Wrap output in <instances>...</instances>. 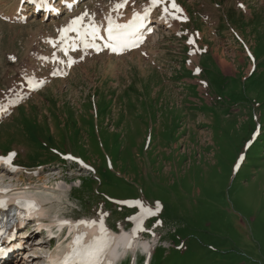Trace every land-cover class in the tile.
I'll list each match as a JSON object with an SVG mask.
<instances>
[{
  "label": "rangeland",
  "instance_id": "374dc122",
  "mask_svg": "<svg viewBox=\"0 0 264 264\" xmlns=\"http://www.w3.org/2000/svg\"><path fill=\"white\" fill-rule=\"evenodd\" d=\"M17 2L0 0V157L15 152L23 169L0 165V197L37 200L46 224L82 226L104 213L106 228L131 235L138 209L115 201L153 209L158 201L143 221L155 235L133 239L158 243L150 257L129 249L122 264H264V0H175L187 20L158 26L123 56L60 51L59 29L85 10L105 24L120 0H85L72 13L23 22L11 18ZM147 3L129 0L111 15L123 21ZM17 229L14 241L32 247L21 264L25 255L42 264L73 238L68 229L58 245L40 244L31 222Z\"/></svg>",
  "mask_w": 264,
  "mask_h": 264
},
{
  "label": "snow or ice",
  "instance_id": "6c2138e0",
  "mask_svg": "<svg viewBox=\"0 0 264 264\" xmlns=\"http://www.w3.org/2000/svg\"><path fill=\"white\" fill-rule=\"evenodd\" d=\"M75 2V0H73ZM134 2V0H133ZM129 3V0H120V2L116 3L112 9L110 10L109 15L104 17L106 21V27L103 29L101 25L95 22V13L89 14L87 10L82 12L79 16L73 18L67 27L59 29L61 34L60 45H64L60 47V51H62L66 56L71 51H77L78 48H82L83 50L93 49L97 52L102 50V48H106L107 50L113 53H120L123 50L137 47L139 44L144 41V34L140 31V29L145 27V23L154 8L160 7L161 16L160 19L167 21L170 17L171 19H181L186 21L187 17L182 16V9L176 4L175 0H148L147 6L143 8L142 12H137L133 10L132 17L127 23H117L115 19H113L111 12H118L120 9L124 8ZM71 7V5H69ZM242 7V5H241ZM87 18L88 23L85 27L84 21ZM4 19H8L5 17ZM83 29V31H81ZM105 33L106 35H102ZM146 31L151 32V28H147ZM67 33H75V36L69 38ZM97 41H102L103 43H97ZM189 44H194L195 41L189 39L187 41ZM49 43H53L49 41ZM54 47H58L53 43ZM9 59L14 60L15 57H9ZM41 61H47L49 58L41 56L39 57ZM51 59L57 63H65L64 61L57 60L56 53H52ZM80 59H83V55L80 56ZM76 61L72 58H68L66 65L71 67ZM195 71L198 73L200 71L199 68H196ZM52 75H57L58 70L53 69ZM65 74V73H60ZM27 83L32 87L36 86V81L32 77L28 78ZM39 83H43L40 81ZM203 84V81H201ZM11 91V89H9ZM11 103H15V101H10ZM16 154L12 152L9 154L6 163L11 162L12 157ZM0 159H4L0 157ZM65 159H74L71 156H66ZM78 163H82L78 161ZM85 168L90 167L88 165H84ZM9 171H14L13 168H9ZM21 206L28 208L29 210H35L37 205L32 201H17ZM118 205H124L128 207H135L138 209V212L134 216L128 217L129 220L133 221V228L131 230L132 235L131 238H127L124 243V247L131 248L133 246V239L135 238L138 232H151L150 229H145L143 227V221L147 217L155 216L160 211V204L157 201L155 203V208L145 207L143 202L139 199L136 200H124V201H115ZM6 206L5 201H0V208ZM101 219L99 221H85L80 220L78 224H86L91 225L95 223H99V235L91 238L88 241L84 240V235L80 234L74 237L72 247L70 251L63 255L62 258H59L55 264H112L110 260H107V253L112 248L113 244L116 243V237L110 236L108 234V230L104 225L103 215L101 213ZM62 223H67V221H62ZM162 224V221L157 219L155 221L154 227ZM152 235H155L154 232H151ZM0 235H3L0 232ZM4 254V250H0V255Z\"/></svg>",
  "mask_w": 264,
  "mask_h": 264
},
{
  "label": "bare ground",
  "instance_id": "6f19581e",
  "mask_svg": "<svg viewBox=\"0 0 264 264\" xmlns=\"http://www.w3.org/2000/svg\"><path fill=\"white\" fill-rule=\"evenodd\" d=\"M20 1L21 0H18L17 2V13L14 14L11 18H18L20 21H27V19H31L33 17H35V13L36 11L39 12V14H46L48 12H51L49 11L50 8L52 7L53 9H55L56 11L58 12H65V8H64V1H60L58 2L57 4H54V5H51L48 0H23V4L22 6L20 5ZM67 1H73V0H67ZM85 0H83L82 2H84ZM132 1V0H131ZM35 4V5H32ZM30 7V8H29ZM103 8V7H102ZM101 8V9H102ZM126 8V7H125ZM144 8V7H143ZM143 8H141L138 12H142L143 11ZM28 9H31V10H28ZM137 9V8H136ZM88 11V10H87ZM67 12V11H66ZM108 12V11H107ZM123 12V11H122ZM156 12V8H154L152 10V12L150 13L147 21L150 22V25L148 26V28H151L152 31L151 32H148L147 31V34H146V38H149V36H151V34L153 32H155L157 29H158V26H165L166 28H169V29H173V30H176L178 28V23H177V19H171L170 17L168 18L167 21H164V20H161L160 19V16L159 17H155L154 14ZM53 13L51 12L50 15H47V18H50V16H52ZM43 16H46V15H43ZM53 17V16H52ZM132 15H130L129 17H127L126 19H124L122 22H117V23H127L130 19H131ZM35 19V18H34ZM86 19V18H85ZM98 19V18H97ZM43 20V19H42ZM118 20V18H117ZM120 20V19H119ZM118 20V21H119ZM53 21V20H51ZM29 22V21H28ZM87 23L88 21L86 20V22L84 23L85 24V27L87 26ZM101 25V28L103 29L104 27H106L107 25L106 24H99ZM54 26L56 27V25L54 24ZM57 28V27H56ZM60 27H58L57 29H59ZM81 31H83V29H81ZM205 31V30H204ZM206 34V32H205ZM208 34V32H207ZM206 34V35H207ZM33 35V34H32ZM36 35V34H34ZM102 35H106L105 33H103L102 31ZM153 38V37H152ZM242 38V37H241ZM153 39H156V36L153 38ZM103 43V42H101ZM156 43V42H155ZM247 45V44H246ZM176 46V45H175ZM249 46V45H247ZM246 46V47H247ZM178 47V46H177ZM172 49V48H171ZM248 49V48H247ZM249 50V49H248ZM135 52V51H134ZM137 52V51H136ZM125 53V52H124ZM122 53V54H124ZM110 54L113 55V52L110 51ZM137 54V53H135ZM219 54V53H218ZM193 55H195L193 53ZM247 56V55H246ZM116 58V57H115ZM220 59V58H219ZM227 61V60H226ZM245 61V60H244ZM235 63V62H234ZM243 63V62H242ZM157 64V63H156ZM160 64V63H159ZM108 65V64H106ZM93 66V65H92ZM236 66V65H235ZM87 68V67H86ZM148 68V67H147ZM71 69V68H70ZM69 69V70H70ZM73 69V68H72ZM72 71V70H71ZM88 73V72H87ZM86 73V74H87ZM99 73V72H98ZM108 74V73H107ZM110 75V74H109ZM108 75V76H109ZM106 76V75H105ZM111 76H114V75H111ZM100 77V76H99ZM120 80V79H119ZM121 88V87H120ZM121 92V91H120ZM117 102V101H116ZM117 106V105H116ZM5 114L4 111H1L0 110V118ZM203 144V143H202ZM206 146V145H205ZM4 158V157H2ZM5 159V158H4ZM4 159H0V165H4L3 164V160ZM13 160H11V163L9 165H5L6 167L4 168H1L2 170L4 171H7V166L9 167H14V164H13ZM16 168H19V167H16ZM20 169V168H19ZM26 196L24 195H15L11 198H7L6 199V205H13V202H16L18 199H21V198H25ZM30 198H32L30 196ZM33 201H36L37 200H33ZM37 205V204H36ZM6 207V206H5ZM40 205L38 204L36 208H38L37 210L35 209L33 212H30L29 213V216L31 218L34 219V224H39V226L41 228H44L48 231V235L51 237L53 234L52 232H49L53 226V224H55V227L57 228V231H61L63 226L64 227H68L69 229V232H73V238L70 242H68V244L66 245V248L65 249H61L60 251H57V252H46L45 256H43V263L42 264H55V262L59 259V258H62V254L64 252L65 253H68L72 247V243H73V239L74 237H76L77 235H80V234H83L84 235V240L85 241H88L90 240L91 238L99 235V224H91L90 226L89 225H82V226H74L72 223H70L69 221H67V223H62V221L64 220H55V222L51 223V224H46L44 223L42 220L44 218V213L43 211L39 210L40 209ZM7 208V207H6ZM19 225H17L14 230L17 229ZM106 227V226H105ZM13 230V231H14ZM108 234L110 236H115L116 237V243L113 244L112 248L108 251L107 253V260H110L112 262V264H116V262H118V260L122 257H125L127 256V254H125L129 249H133L134 251H139L138 249H140L143 253H146L147 255L150 254V249H151V244L149 242H137V241H134L133 240V246L131 248H126L124 247V243L126 242L127 238H131V234H129L128 232L126 231H123L121 232L120 234L111 230V229H108ZM36 231V229H35ZM49 240V238H48ZM45 241H47L45 238L40 241V244H44ZM49 242V241H47ZM42 247V246H41ZM27 248V246H26ZM61 254V256L59 255ZM26 258V256H25Z\"/></svg>",
  "mask_w": 264,
  "mask_h": 264
}]
</instances>
